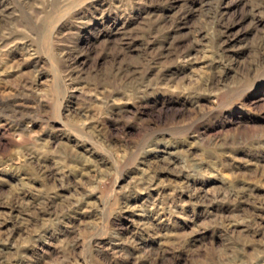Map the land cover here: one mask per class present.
<instances>
[{
	"label": "rangeland",
	"instance_id": "obj_1",
	"mask_svg": "<svg viewBox=\"0 0 264 264\" xmlns=\"http://www.w3.org/2000/svg\"><path fill=\"white\" fill-rule=\"evenodd\" d=\"M0 264H264V0H0Z\"/></svg>",
	"mask_w": 264,
	"mask_h": 264
},
{
	"label": "bare ground",
	"instance_id": "obj_2",
	"mask_svg": "<svg viewBox=\"0 0 264 264\" xmlns=\"http://www.w3.org/2000/svg\"><path fill=\"white\" fill-rule=\"evenodd\" d=\"M7 56V55H6ZM4 60V59H3ZM11 103V102H10ZM19 115V114H18ZM156 201V200H155Z\"/></svg>",
	"mask_w": 264,
	"mask_h": 264
}]
</instances>
